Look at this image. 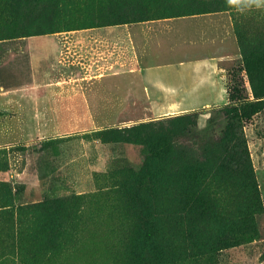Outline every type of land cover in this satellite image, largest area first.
Instances as JSON below:
<instances>
[{"label": "rangeland", "instance_id": "obj_1", "mask_svg": "<svg viewBox=\"0 0 264 264\" xmlns=\"http://www.w3.org/2000/svg\"><path fill=\"white\" fill-rule=\"evenodd\" d=\"M26 5L0 0V9L9 11L8 21H0V36H41L33 35L26 22ZM33 5L35 28L48 33L43 35L226 10L250 35L251 46L264 39V0H36ZM227 65L222 106L96 109L95 124L64 125L60 136L29 137L0 152V208L14 207L5 213L17 216L19 245V254H12V237L2 236L7 246L0 249V264H264V98L254 97L242 59ZM28 81L22 74L0 72V85L8 89H21ZM258 102L261 111L244 120L242 136L234 130L233 147L222 153V164L202 155L196 137L183 140L184 160L173 153L148 162L142 145L112 143L102 134L199 113L198 129L214 116L219 136L227 107ZM52 138L57 141L47 145ZM194 153L201 155L199 164L190 157ZM202 178L205 197L194 194L197 185L203 188ZM12 221L0 218V228L11 229Z\"/></svg>", "mask_w": 264, "mask_h": 264}, {"label": "crops", "instance_id": "obj_2", "mask_svg": "<svg viewBox=\"0 0 264 264\" xmlns=\"http://www.w3.org/2000/svg\"><path fill=\"white\" fill-rule=\"evenodd\" d=\"M241 59L234 19L226 10L0 40V72L29 80L21 89L0 85V152L29 137L60 136L64 125L95 124L96 109L222 106L227 64ZM38 91L70 96L31 97ZM20 92L28 96L15 95ZM7 208L14 207L0 208V218L10 216L13 224L0 228V238L12 237L11 253L18 255V220ZM6 246L0 240V249Z\"/></svg>", "mask_w": 264, "mask_h": 264}, {"label": "trees", "instance_id": "obj_3", "mask_svg": "<svg viewBox=\"0 0 264 264\" xmlns=\"http://www.w3.org/2000/svg\"><path fill=\"white\" fill-rule=\"evenodd\" d=\"M21 1L27 4L25 14L28 13L29 18H26V22L28 24L30 23L33 35L48 34L47 32H39L35 28L36 16L34 13L33 4L36 0ZM8 19L9 11L7 9H0V21L7 22ZM120 23L129 22H115L99 26ZM235 29L242 50V63L244 71L249 80L254 97L257 100H260L264 98V39H258L259 42L256 45L251 46L250 35L248 33L242 32L237 24H235ZM2 32L3 30L0 28V33ZM18 37L20 36H0V40ZM260 111L261 107L259 102L251 105L245 104L240 108L236 105L227 107L224 110L227 124L223 129V133L219 136L215 134V124L217 120L214 116H210L206 128L201 130L198 129L199 113L179 116L168 121L159 122L157 124H140L137 126L124 128H110L108 130L102 131V134L109 136L112 143L142 145L148 150V155L146 156V160L148 162L161 159H169L173 156V153L177 154L179 156V159L184 160V158L187 156V151L184 147L185 145L183 143V140H189L190 138L194 139L196 137L198 140H200V149L202 155L204 154L206 158H217L218 161L222 164V159L225 158V156H222V153L228 150L229 147H233L232 137L234 139V130L239 129L240 135L242 136L244 120L251 118ZM241 136L238 137L239 140L241 139ZM55 140L56 139L46 140L45 143L47 145H52L55 143ZM18 149L24 150L26 148H24V146H18ZM190 157L193 158V162L197 164L200 163L201 155L194 153ZM205 181L206 179L202 178L200 183L201 185H203V188H200L201 186L197 185L195 188L197 190H195L194 194H196L197 196L205 197V191L208 190L205 186ZM158 198H162V194H158Z\"/></svg>", "mask_w": 264, "mask_h": 264}, {"label": "clouds", "instance_id": "obj_4", "mask_svg": "<svg viewBox=\"0 0 264 264\" xmlns=\"http://www.w3.org/2000/svg\"><path fill=\"white\" fill-rule=\"evenodd\" d=\"M230 2H232V0H230Z\"/></svg>", "mask_w": 264, "mask_h": 264}]
</instances>
